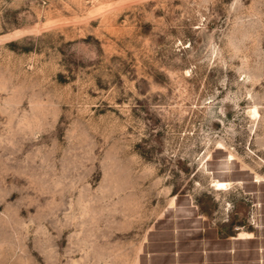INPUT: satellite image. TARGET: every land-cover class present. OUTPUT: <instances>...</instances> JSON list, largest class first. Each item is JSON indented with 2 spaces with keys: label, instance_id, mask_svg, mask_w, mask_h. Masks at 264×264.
I'll list each match as a JSON object with an SVG mask.
<instances>
[{
  "label": "rangeland",
  "instance_id": "rangeland-1",
  "mask_svg": "<svg viewBox=\"0 0 264 264\" xmlns=\"http://www.w3.org/2000/svg\"><path fill=\"white\" fill-rule=\"evenodd\" d=\"M0 264H264V0H0Z\"/></svg>",
  "mask_w": 264,
  "mask_h": 264
},
{
  "label": "crops",
  "instance_id": "crops-1",
  "mask_svg": "<svg viewBox=\"0 0 264 264\" xmlns=\"http://www.w3.org/2000/svg\"><path fill=\"white\" fill-rule=\"evenodd\" d=\"M240 234H249V232H240ZM236 238H239V235L235 236ZM243 237V236H241Z\"/></svg>",
  "mask_w": 264,
  "mask_h": 264
},
{
  "label": "bare ground",
  "instance_id": "bare-ground-1",
  "mask_svg": "<svg viewBox=\"0 0 264 264\" xmlns=\"http://www.w3.org/2000/svg\"><path fill=\"white\" fill-rule=\"evenodd\" d=\"M256 112V110L255 109H253V111H252V113L254 114ZM257 114V113H256ZM254 116H255V114H254Z\"/></svg>",
  "mask_w": 264,
  "mask_h": 264
}]
</instances>
